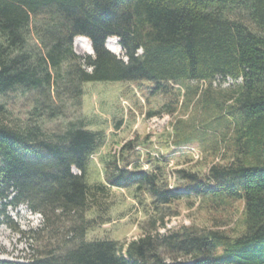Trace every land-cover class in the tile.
<instances>
[{"label":"trees","instance_id":"1","mask_svg":"<svg viewBox=\"0 0 264 264\" xmlns=\"http://www.w3.org/2000/svg\"><path fill=\"white\" fill-rule=\"evenodd\" d=\"M79 36L93 55L74 52ZM109 36L124 58L106 48ZM217 79L233 83L216 96L206 89L197 103L221 111V161L204 174L174 170L175 188L158 165L120 168L116 157L104 182L89 184L99 133L83 118L46 126L64 117L66 100L81 105L86 82L150 80L168 92ZM108 187L150 196L137 238L85 239L106 222ZM180 201L209 224L168 228ZM0 202L43 218L21 232L29 257L0 264H264V0H0ZM92 207L100 212L88 219Z\"/></svg>","mask_w":264,"mask_h":264},{"label":"rangeland","instance_id":"2","mask_svg":"<svg viewBox=\"0 0 264 264\" xmlns=\"http://www.w3.org/2000/svg\"><path fill=\"white\" fill-rule=\"evenodd\" d=\"M110 44L115 47V54L124 58L122 49L113 42ZM73 50L81 56L92 55L80 45L75 47L74 41ZM232 83L230 79L223 82L217 79L209 87L204 82L188 81L171 84L166 92L156 90L150 80L86 82L81 105L77 108L66 100L64 117L53 119L46 126L55 129L66 120L83 118L86 128L99 133L97 147L88 160L89 184L103 183L105 165L116 157L120 168L126 163L128 168L137 166L143 170L158 165L156 172L160 178L175 188L180 181L174 170L185 168L204 174L212 162L221 161L224 129L216 121L221 111L206 110L197 102L206 89L216 96ZM171 100L174 110L160 111ZM128 142L130 145L125 147ZM72 171L80 174L75 168ZM100 201L107 205V211L102 212L106 222L88 229L86 240L128 242L140 235L139 224L151 214L150 196L134 187H108ZM173 207L178 214L170 218L168 228L209 224L197 205L189 208L185 201H180ZM99 212L92 207L87 218ZM42 222V216L30 213L24 204L12 208L0 202V260L24 261L29 257V242L21 232L37 229Z\"/></svg>","mask_w":264,"mask_h":264},{"label":"bare ground","instance_id":"3","mask_svg":"<svg viewBox=\"0 0 264 264\" xmlns=\"http://www.w3.org/2000/svg\"><path fill=\"white\" fill-rule=\"evenodd\" d=\"M82 42H83V44H82ZM77 45L78 46L80 45L84 49V51L87 52V53H91L92 52L90 41L87 38H85V37H82V36L76 37L74 39V46L77 47ZM107 47L110 50H112L113 52H116L115 47H113L110 43L107 44Z\"/></svg>","mask_w":264,"mask_h":264},{"label":"water","instance_id":"4","mask_svg":"<svg viewBox=\"0 0 264 264\" xmlns=\"http://www.w3.org/2000/svg\"><path fill=\"white\" fill-rule=\"evenodd\" d=\"M92 53H93V51H92Z\"/></svg>","mask_w":264,"mask_h":264}]
</instances>
